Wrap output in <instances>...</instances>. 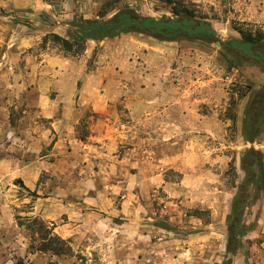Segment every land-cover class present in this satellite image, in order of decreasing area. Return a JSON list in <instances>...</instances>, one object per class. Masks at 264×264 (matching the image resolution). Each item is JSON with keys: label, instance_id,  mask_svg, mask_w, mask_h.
I'll list each match as a JSON object with an SVG mask.
<instances>
[{"label": "rangeland", "instance_id": "obj_1", "mask_svg": "<svg viewBox=\"0 0 264 264\" xmlns=\"http://www.w3.org/2000/svg\"><path fill=\"white\" fill-rule=\"evenodd\" d=\"M182 7L206 17L219 41L139 46L132 39L153 37L127 33L86 41L73 54L49 36H66L74 17H109L130 8L158 18ZM239 28L264 32V0H0V163L12 156L16 166L36 153H51L52 131L31 158L26 138L31 125L47 126L32 105L34 95L26 90L31 69L47 53L77 59L78 86L86 84L82 72L99 69L114 77L110 87L116 92L106 108L95 111L88 99L73 128L84 141L90 134L106 140L113 132L118 137L116 166L106 156L98 163L96 147L90 148L88 159L65 141L61 153L47 158L52 164L60 158L62 164L49 163L31 187L16 176L0 175V264H221L227 257L230 199L243 177L240 156L253 147L264 163V118L252 141L242 135L245 107L264 89V73L251 63L229 68L232 55L219 44L239 37ZM157 85L172 87L174 97L155 102ZM205 114L214 121L197 120ZM183 150H188L186 163L180 162ZM196 150L203 154L200 161ZM71 204L74 210L66 207ZM42 210L56 220L41 216ZM26 216L46 221L66 241V253L37 250V233L27 228ZM243 220V247L231 264H261L264 188L244 209ZM57 224H67L66 235L55 231Z\"/></svg>", "mask_w": 264, "mask_h": 264}, {"label": "trees", "instance_id": "obj_2", "mask_svg": "<svg viewBox=\"0 0 264 264\" xmlns=\"http://www.w3.org/2000/svg\"><path fill=\"white\" fill-rule=\"evenodd\" d=\"M71 30L66 36L49 33L50 40L60 49L78 53L85 47L87 40L100 41L121 34L150 36L161 41L188 40L201 43L219 41L218 34L211 22L204 16H197L191 9L173 11L172 16L161 15L156 18L142 15L130 8H122L111 16L99 18L74 17L70 21ZM239 37H231L221 42L220 48L231 54L229 68H238L242 63L257 65L264 73V32L255 29H237ZM234 58V60L232 59ZM250 90V85H247ZM245 95V94H243ZM244 110L242 135L246 141H252L260 132L261 118H264V89L253 94ZM241 181L230 199L226 216V259L221 264H231V257L243 247V235L247 231L244 223V209L253 204L259 192L264 188V163L262 153L253 147L246 148L240 156ZM21 182V181H19ZM18 219L20 217L18 216ZM27 228L37 233V250L51 252L54 255L66 253V241L52 232V227L37 216L24 217ZM19 224H22L20 221ZM47 264H53L48 262Z\"/></svg>", "mask_w": 264, "mask_h": 264}, {"label": "crops", "instance_id": "obj_3", "mask_svg": "<svg viewBox=\"0 0 264 264\" xmlns=\"http://www.w3.org/2000/svg\"><path fill=\"white\" fill-rule=\"evenodd\" d=\"M233 36L235 37L236 35ZM121 40L124 39L121 38ZM132 40H134L139 46H142L143 44L148 45L150 43L161 46V44L165 42L160 40L154 41L153 38H135ZM87 41L93 43L95 42L94 40ZM42 58L43 60L40 61L41 63H39V66L31 69V77L29 81L30 83L27 85L28 88L26 90L31 95H34V97H32V100L34 101L32 105L35 106L37 112L47 120V126H45L42 122L40 124L35 123L30 126L31 130H28L29 133H27L26 135V138L28 140L30 138V144L27 150H30L29 158H31L32 153L39 151V148L44 143V140L52 131L54 139L53 145L51 147V153H36L34 159L26 160L17 164L16 166L13 157L8 156L7 159H3V162L0 163V175L16 176L18 178H21L27 187H31L32 185H34V183H36L39 173L42 170H48V166L50 163L47 161V158L49 156L48 154H54L55 156H57L58 153H61L62 146L65 141L71 142L73 144L72 151H75L77 148H79L81 152L85 153L86 158L89 157L88 159H90V156H88L90 155V148L96 147L93 150H95V158H99L98 163L101 164L103 162L102 159L106 156L107 158L112 160L111 165L116 166V164L114 163L115 159H113L115 156L114 150L118 144V137L116 136V133L112 132L109 135V138H107L106 140L90 134L86 137L87 141H84L76 138L73 128V125L78 120L80 105L88 102V99H90L89 104L93 110L101 111L106 108V106L108 105L109 96L116 92L113 91L110 87L111 85H113L114 77L99 69L89 71L88 75L86 72H82V75H80V77H83V75L87 76V80L85 82L86 84L78 86L77 80L79 73L76 72V65L78 61L75 57H65L62 55L47 53ZM122 75L126 76L125 73H122ZM37 77L39 80H36ZM40 79H42V81H40ZM52 80H55V84L53 85V87L51 83L53 82ZM88 83L93 84L89 85ZM157 83L158 81L156 82V84ZM101 88L103 90H101ZM50 89L54 90V96L52 97L48 96ZM158 89L159 92L157 91L158 96L155 102L160 100L164 101L167 99H172L174 97V90L172 89V87L161 88L157 85V90ZM184 90L188 94V89ZM119 91H122V87H120ZM191 92L192 91L189 89V98L187 100L191 101L189 102V104L190 107L193 108L195 106V103L191 100L193 98ZM194 100H197V98H194ZM197 120L212 121L213 117L205 114L201 116V119L198 118ZM175 122L176 121L172 119L171 123L175 124ZM64 129H67L66 133L64 132ZM90 139L92 140L91 143L94 142L93 144H90ZM96 140H99L98 142H101V144L96 146ZM26 141L27 140H25L24 142ZM37 146H39L38 149H35L34 147ZM187 153L188 150H183V155L180 156L181 163L182 159L183 162L186 163L184 155L187 156ZM195 153L198 154V158L200 161L203 156L201 150H196ZM122 160H124V158L119 159V161ZM60 164H62L60 158H56L53 164L50 163L51 166L53 165L56 167ZM2 178H4V176H2ZM66 207L71 210L75 209L73 204ZM59 210L60 212H64L62 206H59ZM31 213H33V211H31ZM41 216L49 219L50 221L56 220L55 215L45 213L44 210L41 211ZM66 226L67 224H57L55 231L58 234L64 236L67 234ZM261 264H264V258H262Z\"/></svg>", "mask_w": 264, "mask_h": 264}]
</instances>
